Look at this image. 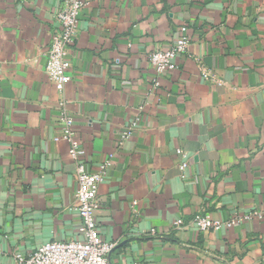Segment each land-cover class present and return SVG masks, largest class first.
I'll use <instances>...</instances> for the list:
<instances>
[{
  "label": "crops",
  "instance_id": "1",
  "mask_svg": "<svg viewBox=\"0 0 264 264\" xmlns=\"http://www.w3.org/2000/svg\"><path fill=\"white\" fill-rule=\"evenodd\" d=\"M83 2L60 94L44 71L58 0H0V264L81 239L75 165L54 140L60 100L89 171L111 162L96 213L110 264H264V218L217 232L174 225L264 215V0ZM182 27L188 54L155 89L149 54Z\"/></svg>",
  "mask_w": 264,
  "mask_h": 264
},
{
  "label": "built area",
  "instance_id": "2",
  "mask_svg": "<svg viewBox=\"0 0 264 264\" xmlns=\"http://www.w3.org/2000/svg\"><path fill=\"white\" fill-rule=\"evenodd\" d=\"M83 0H58L55 20L58 30L52 34L46 52L45 74L55 86L58 93H63L65 86L70 82L71 69L70 52L75 44L79 30V12L83 8ZM190 39L186 35V27L180 29V35L174 45L167 50H153L149 54V63L154 69L156 79L153 86L160 85L157 77L174 71L177 68L179 56L187 55ZM202 77L217 85H222L214 74L201 68ZM60 134L55 141H64L68 144V156L74 162L77 190L74 195L73 210L79 217L78 231L81 239L70 241H51L37 247L29 256L15 255L17 264H110V254L115 244L103 240L98 231L96 213L100 208L98 189L104 181L111 162L106 160L99 165L96 172L89 171L81 153L80 143L73 132L74 118L67 111L65 102H58ZM138 118L130 124L128 131L123 135L127 138L138 124ZM179 158V169L183 172L188 166V154L182 149H176ZM264 215L257 210L235 216L227 220H213L208 216L197 214L189 222L178 219L174 225L179 228L193 227L200 232H217L221 229H232L241 223L262 220Z\"/></svg>",
  "mask_w": 264,
  "mask_h": 264
}]
</instances>
